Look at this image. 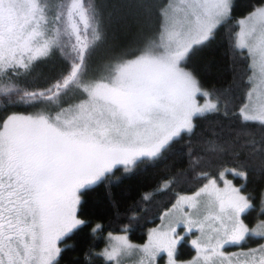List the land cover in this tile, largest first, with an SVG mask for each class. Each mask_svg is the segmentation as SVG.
Segmentation results:
<instances>
[{"label":"snow or ice","instance_id":"1","mask_svg":"<svg viewBox=\"0 0 264 264\" xmlns=\"http://www.w3.org/2000/svg\"><path fill=\"white\" fill-rule=\"evenodd\" d=\"M240 7V0H0V264H62V244L87 225L78 212L90 189L158 166L210 117L221 132L205 151L189 145V169L141 197L151 204L175 194L147 241L109 233L96 255L104 264H157L164 255L167 264H264V193L259 205L246 193L248 164L264 162V0L237 18ZM113 22L129 36L119 48L110 46ZM224 28L244 73L227 88L207 89L190 65ZM101 50L108 54L97 62ZM57 60L63 71L32 87L41 65ZM233 89L241 91L235 105ZM224 157L233 164L220 172L221 187L205 166ZM193 181L190 194L177 191ZM257 207L253 225L248 215ZM186 239L195 255L181 260Z\"/></svg>","mask_w":264,"mask_h":264},{"label":"trees","instance_id":"2","mask_svg":"<svg viewBox=\"0 0 264 264\" xmlns=\"http://www.w3.org/2000/svg\"><path fill=\"white\" fill-rule=\"evenodd\" d=\"M241 7L237 9L235 15L238 18L250 3L254 0H240ZM234 26V25H233ZM229 26V27H233ZM229 29L220 30L215 40L199 51L193 59L192 67L198 75L201 83L207 89L227 88L232 83L234 77L242 76L244 73V62L236 61L234 63L233 54L228 38ZM110 46L119 48L127 43L129 36L122 24L113 22L111 25ZM108 52L101 50L96 57L97 62L102 60ZM65 65L62 61L57 60L54 63L41 65L35 76L30 81L32 87L43 88L47 82L63 71ZM241 91L233 89V104L239 102ZM14 110H21L14 109ZM0 111V115H2ZM221 121L215 118H209L201 121L197 130V136L190 141L185 139L178 143L171 154V158L161 162L156 167H150L138 174L128 175L121 180H115L109 185H98L90 189L82 198V204L78 214L87 221V225L81 230H77L67 244L63 245L64 253L62 264H104L103 258L96 254L102 250L106 237L109 233L120 234L127 227L129 238L132 242L143 244L147 240V232L150 228L158 226L160 216L174 202L169 195H157L154 203H141V197L146 192L153 191L165 176L171 175L176 171H187L189 169L188 151L189 145L194 153H203L206 148L205 141L213 138L214 133L221 132ZM232 128L238 127L232 123ZM227 135V124L223 133ZM233 161L231 157L216 159L211 165L205 166L213 178L219 177L224 168L231 167ZM264 162L259 159L252 160L248 164L249 174L246 182V193L255 198V203L259 205V197L264 193V173L261 168ZM233 183L239 186L242 182L227 174ZM198 187L193 181L183 184L177 188L180 193H191ZM259 214L258 207L250 210L248 222L255 223ZM131 221V223L129 222ZM100 225V229L93 232V228ZM250 246L255 247L254 241ZM189 244L180 245L178 256L183 259L194 256L193 249H189ZM235 250V249H231ZM91 253V255H89Z\"/></svg>","mask_w":264,"mask_h":264},{"label":"rangeland","instance_id":"3","mask_svg":"<svg viewBox=\"0 0 264 264\" xmlns=\"http://www.w3.org/2000/svg\"><path fill=\"white\" fill-rule=\"evenodd\" d=\"M216 179L218 180L219 185H220L221 187H223V181L220 180L219 177H217ZM225 179H228V180H231V181H232V179H230V178L227 176V174L225 175ZM232 182H233V181H232ZM235 185H236V184H235ZM160 223H161V221H160ZM160 223L158 224V226L160 225ZM158 226H156V227H158ZM152 228H155V227H152ZM152 228H150V229L148 230L147 235H148L149 231H150ZM177 230L180 231V229H177ZM125 234L128 235V233H125V232L120 233V234H112V235H125ZM181 234L183 235L184 233L181 232ZM128 237H129V235H128ZM129 239H130V238H129ZM146 241H147V240H146ZM108 243H109V234H108V236L106 237L105 244H104V246L102 247V250H101L100 252H102V251L105 249V247H107ZM133 243H134V242H133ZM136 244H137V243H136ZM187 244H189V246H190L189 249H190V250L193 249L192 246H191V244H190V241H189L188 239H186L181 245H187ZM179 246H180V245H179ZM179 246H178V250H177V255H178V251H179ZM192 251H194V249H193ZM100 252H99V253H100ZM194 255H195V251H194ZM192 257H193V256H192ZM192 257L187 258V259H183V258H180V259H181V260H188V259H191ZM157 264H167V257H166V255H164V256H162L161 258H159Z\"/></svg>","mask_w":264,"mask_h":264}]
</instances>
